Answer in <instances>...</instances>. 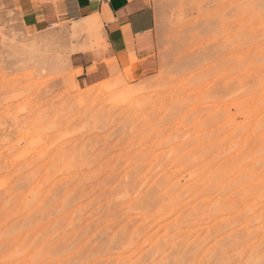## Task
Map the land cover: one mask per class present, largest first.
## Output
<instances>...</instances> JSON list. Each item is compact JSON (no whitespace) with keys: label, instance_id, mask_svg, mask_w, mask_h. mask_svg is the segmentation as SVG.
I'll list each match as a JSON object with an SVG mask.
<instances>
[{"label":"rangeland","instance_id":"374dc122","mask_svg":"<svg viewBox=\"0 0 264 264\" xmlns=\"http://www.w3.org/2000/svg\"><path fill=\"white\" fill-rule=\"evenodd\" d=\"M154 3L158 70L80 88L102 25L0 0V264H264V0Z\"/></svg>","mask_w":264,"mask_h":264},{"label":"crops","instance_id":"0c3cea01","mask_svg":"<svg viewBox=\"0 0 264 264\" xmlns=\"http://www.w3.org/2000/svg\"><path fill=\"white\" fill-rule=\"evenodd\" d=\"M20 13L29 32H40L65 22L74 31H92L102 45L83 48L73 56L77 87L84 88L119 71L140 78L159 68L157 9L154 0H2ZM101 36V35H99Z\"/></svg>","mask_w":264,"mask_h":264},{"label":"bare ground","instance_id":"6f19581e","mask_svg":"<svg viewBox=\"0 0 264 264\" xmlns=\"http://www.w3.org/2000/svg\"><path fill=\"white\" fill-rule=\"evenodd\" d=\"M217 182V181H216Z\"/></svg>","mask_w":264,"mask_h":264}]
</instances>
